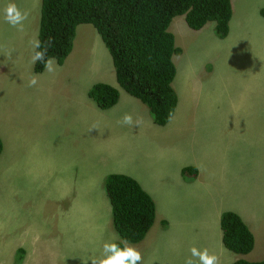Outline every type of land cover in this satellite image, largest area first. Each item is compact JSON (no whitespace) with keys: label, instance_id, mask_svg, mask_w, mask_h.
Wrapping results in <instances>:
<instances>
[{"label":"rangeland","instance_id":"rangeland-1","mask_svg":"<svg viewBox=\"0 0 264 264\" xmlns=\"http://www.w3.org/2000/svg\"><path fill=\"white\" fill-rule=\"evenodd\" d=\"M24 1L0 0V129L5 118L10 119L7 115L13 110L20 108L19 112H14L22 118L26 117V108L30 106L29 97L35 94L32 87L28 86V81L35 76L38 85L41 80V75L35 74L34 64L30 62L33 52L30 44L25 46L20 35L9 36L4 26L5 7L9 3H15L24 10ZM39 2L42 6V0ZM233 7L229 37L246 51V59L240 68L252 63L257 71L251 75L250 82L244 74L240 81L227 87L228 89H216L223 86L226 74L219 78L206 74L207 63L212 62V67L217 68V63L225 62L220 50L227 46L228 40L220 39L219 43L213 35L212 24L202 31L189 28L182 16H177L173 21L176 22L179 45L185 47V53L176 57L177 76L174 87L179 96L188 94L192 105L189 112L190 127L185 130L179 129L178 108L170 122L161 126L153 122L148 107L140 99L123 89L120 90L118 103L109 109H101L89 96L88 92L96 83L104 82L113 86L118 84L115 69L111 65L110 51L92 24L86 23L78 27L74 53L64 63L59 78L72 81L70 87H61L57 94L62 97L70 96V101L78 95L83 109L75 111L71 106V126L56 130L53 139L57 146H51L54 159L67 157L70 161L71 155L64 145L84 130L94 141L96 125H100L97 137L106 138L104 142L109 146L103 148L98 156L93 154L92 167L86 176L80 172L75 174V168H70L72 175L62 174L61 182H72L79 193L81 184L90 182V208L98 211L101 208L99 201L107 200L103 175L110 173L114 167H118V170H124L125 167L122 162L117 165L107 161L99 163L100 159L106 157L113 148L137 154L138 164L143 163L142 156L154 159L151 162L155 166L146 165L144 169L160 178H148V184L153 189L151 196L160 203L158 216L164 220L155 224L157 228L151 230V233L162 232L161 228L166 232L147 234L141 244H131L142 254L140 264H186L188 259H192L193 264H199V259L193 257L190 250L192 245L198 246L203 240L192 231L195 225L189 224H196L200 220L199 223L208 221L211 227L206 232L213 242L212 247H215L221 238V217L211 218V215L216 202L221 208L223 200L221 213L227 209V192L238 194L237 201L246 205L248 212L260 220L264 219V177L260 175L264 168V0H233ZM17 52H22L20 61L13 63L11 53ZM236 58L233 61H237ZM189 63H194L191 69L187 66ZM106 67L112 68V72ZM249 71L248 67L246 73ZM108 74L112 75L113 80L98 79ZM50 77L51 72L46 71L44 78ZM64 88L66 91H63ZM67 105L66 101H62L60 108L66 110ZM125 114H131L133 125L122 123ZM137 119L141 121L139 125L135 124ZM76 123L79 125L73 128ZM245 158L255 168L252 180L246 176L244 178L252 188H241L237 192L235 186L240 176L241 163L246 166ZM188 165H196L198 174L193 172L183 178L182 169ZM59 175L57 169L50 168L49 176H53L54 184ZM137 178L142 179L138 175ZM10 185L3 181L0 173V213L3 197ZM240 186H244V182ZM51 187L50 183L12 184L13 192L25 191L23 197L21 193L17 194V204L13 205L22 208L18 217L23 218L32 213V204L38 198L31 191H47ZM72 201L68 198L62 200L61 209L70 212ZM40 216H48L45 208ZM2 221L4 217L0 214V264H55V261L56 264H84V259L101 256L105 242H116L119 239L112 222L110 227L106 219L99 220L92 212L86 215L83 226L85 236L83 233L82 239L73 238L76 242L67 246L61 245L63 239L56 238L52 241L50 236L45 241L32 239L26 235L23 220L17 228L5 232ZM82 222V216H75L76 226ZM21 225L24 226L22 229ZM21 240L25 242V247L19 245ZM181 241L186 242L185 249L189 252H180ZM204 249L207 248L201 247L199 250ZM87 264H92L91 259H88Z\"/></svg>","mask_w":264,"mask_h":264},{"label":"trees","instance_id":"trees-1","mask_svg":"<svg viewBox=\"0 0 264 264\" xmlns=\"http://www.w3.org/2000/svg\"><path fill=\"white\" fill-rule=\"evenodd\" d=\"M176 15H186L193 29L216 21L217 35L225 37L229 34L232 3L231 0H43L39 41L42 49L51 38L53 43L46 56L63 64L73 49L77 27L92 24L113 57L120 86L148 107L154 123L166 126L179 103L173 87L176 76L173 54L180 49L168 31ZM44 69V64L37 61L35 71ZM89 95L101 109L112 108L120 98L117 88L102 82L95 84ZM2 152L0 137V155ZM193 172L198 174V168L188 165L182 169V177ZM104 183L119 237L128 243L142 241L154 224L156 201L136 178L125 173L110 172ZM220 227L223 245L229 252L240 255L253 250L255 234L237 211H224ZM117 243L124 246L121 241ZM233 264H264V260H238Z\"/></svg>","mask_w":264,"mask_h":264},{"label":"crops","instance_id":"crops-1","mask_svg":"<svg viewBox=\"0 0 264 264\" xmlns=\"http://www.w3.org/2000/svg\"><path fill=\"white\" fill-rule=\"evenodd\" d=\"M23 8L29 12L28 19L24 21L23 31L17 30V28L10 26L7 22L4 24V26H6V32L9 34V36L20 35L24 39L25 46L28 45L26 40L29 42L33 51V56L35 51L33 42L38 39L41 24L42 6L40 5L39 0H25L23 3ZM2 29H4L3 26ZM21 53L22 52L11 53V57H13L12 61H14L13 63L20 61ZM73 53L74 49L69 56H71ZM32 56L30 58L31 63ZM63 68L64 64L60 65L56 62L55 71L51 72V77L49 79L44 78L45 73L40 74V83L32 87V91L35 94L29 97L30 106L26 108V117L22 118L14 112H19L20 108L18 110H13L9 115H7L10 119L8 120L5 118L4 124L0 129V136L4 142L3 154L0 157V173H2L3 181L11 184L9 186L8 192L3 197V208L0 214H3L4 217L2 224L5 232H8L12 228H17L23 220L26 235H29V237L32 239H40L41 241H45L46 238L50 236L52 241H54L56 238L60 240L63 239V244H60L67 246L73 241L76 242L73 238L77 237L82 239L81 234L83 233L85 236L86 231H83V226L85 225L87 214L90 215L92 212V215L95 216L98 213L110 212L111 206L108 200L101 199L100 210H91L90 204L92 200V186L90 182H88V184L86 182L81 184L79 187L80 193L72 182H61L62 174L72 175L70 173V168H75V174L80 172L81 175L86 176L89 169L92 167L91 159L93 154L98 156L103 148L109 146L106 144V142H104L106 138L99 139L97 137V130L100 128V125H96L94 126L96 129L94 141L91 139L90 135L86 134L84 130L77 133L75 137H73L66 145H64L68 149V154L71 155L70 161L67 157H60L59 160L54 159L51 146H57L53 139L56 130L60 129L61 127L71 126L69 110L71 106L75 111H78L80 108L83 109L80 105L78 95L74 96L70 101V96L62 97L57 94L61 87H70L72 81L70 79L59 78L63 72ZM111 69L107 68L109 72H112ZM101 78L113 80V77L110 74H108L106 77H99L98 79ZM116 86H118V84ZM63 91H66L65 88ZM179 99V119H181L180 129L185 130L190 127L189 112L192 105L191 100L189 101L187 96H184V98L179 96ZM62 101H66L68 103L66 110H62L60 108V103ZM80 118L77 119V122ZM78 125V123L73 124V128ZM136 156L138 155L113 148L110 153L106 155V157L100 159L99 163L106 161L110 163L112 162L115 165H117L119 162L124 163V170H118V167H114L110 170V172L126 173L135 177L136 179H138L137 175L140 176L143 180H138L142 183L145 189L153 195V189L148 184V178H160L155 174L149 173L144 168L146 165L155 166V164L151 162L154 159H147L145 156H142L143 163L138 164L136 162ZM245 160L246 166H244L243 163L240 165L242 166L240 167V176L235 186V190H237V192L238 189L241 188L248 190L252 188V186H249L244 178L246 176L252 180L255 168L251 164L250 160L246 158ZM51 167H53V169H57L60 172L56 184L53 183V176H49ZM107 174L108 173H105L103 175V181ZM260 175L264 177V168L260 171ZM241 182H244V186L242 187L240 186ZM16 183H50L52 184V187L47 191H31V193H33L34 196L38 198V201L32 204L34 209L32 210L31 214H27L23 216V218L22 216L19 218V210L22 208L13 207V205L15 206L17 204L15 201L16 198H18L17 194L21 193V196L23 197L25 195V191L13 192L12 184ZM237 196L238 194L227 192L228 207L224 211H237L254 231L256 245L254 250L249 255L244 256L238 255L234 252H229L223 245L222 232L220 233V242H217L215 247H212L213 242L206 232L207 229L211 227L208 221L203 220V223H199L201 222L200 220L196 224H189L193 226L195 225L192 231L195 232L194 234H196V236L199 234L203 240L198 246L192 245L191 249L193 247H198L199 249H201V247L207 248L210 255L214 254L217 256L218 264H229L241 257H248L250 259H246L252 261L264 259V219L260 220L255 215L248 212L246 210V205H241L237 201ZM67 198L73 200L72 210L70 212L63 210L60 207V202ZM222 201L220 203L221 208L217 205V202L215 203V209L211 215V218L221 217ZM156 203L159 211L160 203L158 204L157 200ZM44 208L48 213L46 218L40 216V213ZM247 213L250 214V217ZM75 216L83 217L82 224L76 226ZM23 227L24 226L21 225L20 229ZM256 227L261 229L258 230ZM155 228L157 227L154 226L153 229ZM54 231H57V233ZM161 231L162 232L154 233H151L150 231L149 234H164L166 232L164 228H161ZM259 235L261 236L258 237ZM19 245L25 247V242L21 240L19 241ZM179 245L181 250L187 248L185 241L179 242Z\"/></svg>","mask_w":264,"mask_h":264},{"label":"clouds","instance_id":"clouds-1","mask_svg":"<svg viewBox=\"0 0 264 264\" xmlns=\"http://www.w3.org/2000/svg\"><path fill=\"white\" fill-rule=\"evenodd\" d=\"M231 3H232V17H233V9H234V7H233V0H231ZM42 6H43V0H42ZM4 12H5L4 19H5V21L10 26H12L14 28H17V30H19V31H23L24 30V21H26L28 19V16H29V12L28 11L22 10L15 3H9L5 7ZM177 16H182L185 19L186 24L188 25V23L186 21V15H176L172 19L171 24L169 26L168 31L173 34L174 39H175V44L180 49V51L178 53L173 54V61H174V63H176V57L182 56L185 53V47L184 46L181 47L179 45L180 41H179V38H178V31H177V27H176V22H173L174 19ZM232 17H231L230 22L232 21ZM41 20H42V15H41ZM84 24H86V23H84ZM210 24L213 25V31H214L213 35L216 37L217 41H219L220 39L221 40H228L227 46L222 47L221 50H220V54H222L224 56L225 62L223 64L217 63V65H216L217 68H213L212 67V62L211 63H207V65H206V74L207 75L214 76L215 78H219L223 74H226L227 75L226 80H225L223 86L222 87H217L216 89L217 90H220V88H223V87L230 88L233 84H235L236 82L240 81L242 79V77H243L244 74L247 75V79L250 82L251 79H252L251 78V75H253V73H255L257 71V69L253 66L252 63L250 65H248L247 67H245V68H240L242 66L243 62L246 59V51L244 50V48L242 46H240V45L236 44L234 41H232L230 39V37H229V34L227 36H225V37L218 36L217 33H216V24H217L216 21H209L201 29H193L189 25L188 26H189V28H191L193 30H202V31H204V29H206ZM229 25H230V23H229ZM40 27H41V24H40ZM78 27H77V29H78ZM76 36H77V31H76ZM76 36H75V39H76ZM52 43H53L52 39L49 38V40L45 43L44 47L41 49V44H40V41H39V35H38V39L33 42V47L35 48V51H34V55L32 56V63L34 64L33 69H34V72H35L36 75L43 74L46 71H48V72H54L55 71V67H56V62L58 64H60L56 58H52V57H47L46 56L47 50L52 45ZM219 43H220V41H219ZM74 46H75V40H74L73 49H74ZM36 49H41V50L36 51ZM73 49H72V51H73ZM110 56H111V60H112V64L111 65L115 69L114 61H113V57H112L111 53H110ZM235 57H237L236 58L237 61H233V60H235ZM37 61H40V62H42L44 64L45 69L43 71H41V72H36L35 71V64H36ZM176 64H175V66H176ZM60 65H62V64H60ZM187 66H188L189 69H191L192 66H194V63H189V64H187ZM248 67H249L250 71L247 74L246 73V70H247ZM115 72H116V69H115ZM176 76H177V66H176ZM176 76L174 78V81L176 79ZM116 78H117V75H116ZM174 81H173V87H174ZM37 82H38L37 81V78L35 76H33L28 81V86L29 87H33V86H35L37 84ZM117 82H118V80H117ZM99 83H101V82H99ZM102 83H104V82H102ZM211 86H212V84H211ZM113 87L117 88L119 90V93H120V90L123 89L120 86L119 82H118V86H113ZM174 89H175V87H174ZM123 90H125V89H123ZM175 91H176V89H175ZM120 95H121V93H120ZM178 95H179V93H178ZM184 96H187L189 98V101H190V97H189L188 94H184L183 96H180V97L184 98ZM177 108L179 109V103H178ZM177 108H176V110H177ZM122 123L123 124H126V125H133V118H132L131 114H125L123 116V118H122ZM140 123H141V121L139 119H137L135 121V124L136 125H139ZM180 126H181V119H179V129H180ZM3 150H4V142H3ZM2 154H3V152H2ZM1 155H0V157H1ZM127 175H129V174H127ZM129 176H131V175H129ZM131 177H133V176H131ZM103 183H104V181H103ZM140 184L142 185L141 182H140ZM104 185H105V183H104ZM142 187L145 189V187L143 185H142ZM147 192L149 193V191H147ZM153 199L155 200V198H153ZM99 203H100V201H99ZM110 206H111V203H110ZM95 216H97L99 220L106 219V221L108 222V225L109 226L111 225V222H112V224L114 226L112 211L98 213ZM163 220H164L163 217H159L158 216V208H157L155 221H154L153 226L150 228L149 232L154 228L155 224H157L158 222L163 221ZM250 228H251V226H250ZM251 230H252V228H251ZM149 232L147 234H149ZM117 235L119 237V234L118 233H117ZM119 241H121V243H123V245H124L123 247H121L120 244L117 243ZM142 241H139V242H136V243H130L129 244L126 240L123 241L119 237V239L116 242L115 241H111V242H105L104 243L103 250H102V254H101L100 257H98V258L97 257H90L88 259H91L92 264H140V262L143 259L142 254H141V252L137 248H135L134 246H131V244H136V245L137 244H141ZM255 245H256V237H255ZM254 248H255V246H254ZM254 248H253V250H254ZM181 251L182 250H180V252ZM183 251L189 252L186 249H184ZM252 251H250L249 253L240 254V255L247 256ZM191 253H192V256L193 257H197L199 259V264H218V258H217V256H215L214 254H211L210 255L207 249H204L203 251H201V250L197 249L196 247H193L191 249ZM246 258H248V257H246ZM246 258H242L241 257V258L237 259L236 261H238V260H245V261H248V262H258V261H263L264 260V259H262V260H258V261H252V260H248L250 258H248V259H246ZM88 259H84V264H87ZM236 261H234V262H236ZM234 262L229 263V264H233ZM55 264H56V261H55ZM186 264H193L192 259H188L186 261Z\"/></svg>","mask_w":264,"mask_h":264},{"label":"bare ground","instance_id":"bare-ground-1","mask_svg":"<svg viewBox=\"0 0 264 264\" xmlns=\"http://www.w3.org/2000/svg\"><path fill=\"white\" fill-rule=\"evenodd\" d=\"M179 25H180V24H179ZM26 43L28 44L29 42L26 40ZM197 168H198V167H197ZM198 185H199V184H198ZM198 185H197V186H198ZM33 202H34V201H33Z\"/></svg>","mask_w":264,"mask_h":264}]
</instances>
